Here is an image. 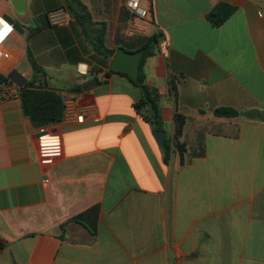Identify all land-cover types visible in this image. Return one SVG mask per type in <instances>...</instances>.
I'll list each match as a JSON object with an SVG mask.
<instances>
[{
  "label": "crops",
  "instance_id": "1",
  "mask_svg": "<svg viewBox=\"0 0 264 264\" xmlns=\"http://www.w3.org/2000/svg\"><path fill=\"white\" fill-rule=\"evenodd\" d=\"M78 1L114 52L162 34L142 70L170 143L182 119V153L163 162L139 90L109 72L113 55L94 52L66 0H26L23 14L0 0L23 31L1 44L0 264H264V0H138L144 17L130 0ZM218 4L234 10L214 27ZM29 82L64 99L63 120L43 128L56 153L38 151L22 114ZM93 206L94 235L71 221Z\"/></svg>",
  "mask_w": 264,
  "mask_h": 264
},
{
  "label": "trees",
  "instance_id": "2",
  "mask_svg": "<svg viewBox=\"0 0 264 264\" xmlns=\"http://www.w3.org/2000/svg\"><path fill=\"white\" fill-rule=\"evenodd\" d=\"M68 6L75 11V18L82 27L85 37L88 39L94 52L103 57L109 58L113 55L114 51L109 50L104 45L105 26L103 23H98L97 28L91 30L89 34V27L95 25L87 10L78 0H66ZM234 8L225 4H218L207 16L208 21L214 27L219 26L232 12ZM161 33H153L149 37L145 38L139 50L142 52L139 60L138 75L136 79H130L126 74L118 73L126 77L137 89L139 90V99L134 103V110L147 122L154 130H162V121L160 118L158 96L154 89L148 86L145 82V75L142 70V66L148 57H151L162 40ZM31 64L33 75L40 73L41 71L33 62L30 55L28 56ZM109 72L113 73L111 70ZM9 80L0 74V86L8 85ZM169 91L174 100L177 96L176 85L174 81L170 80ZM18 97L22 114L30 120L32 125L37 129H43L47 126L56 125L60 123L65 115L64 99L58 93L46 89L35 87L33 83H26L18 89ZM217 116L221 117H235L239 113L229 108H218L214 111ZM174 133L172 137V143L170 140L165 139V145L161 149L163 154V162L168 163L171 148H175L179 154L182 153V146L176 143V138L180 135L182 128V119L178 116H174ZM98 217V207L93 206L82 213L74 216L71 221L84 226L92 235L96 233ZM63 230V226H61ZM62 238V237H61ZM4 247L3 241L0 240V250Z\"/></svg>",
  "mask_w": 264,
  "mask_h": 264
},
{
  "label": "water",
  "instance_id": "3",
  "mask_svg": "<svg viewBox=\"0 0 264 264\" xmlns=\"http://www.w3.org/2000/svg\"><path fill=\"white\" fill-rule=\"evenodd\" d=\"M25 1L26 0H10L16 13L18 14H23L25 9ZM3 20H5L9 25H11L12 30L18 33L23 32L18 22L14 21L13 19H10L7 16H5ZM141 55L142 52L140 50L129 53L124 51L123 49H117L112 56L109 68L112 72L126 74L130 79L134 80L138 75L139 60L141 58ZM15 73V70L12 71V73L8 75V78L13 79V75ZM153 135L158 145L163 148L165 145L164 131L154 130Z\"/></svg>",
  "mask_w": 264,
  "mask_h": 264
},
{
  "label": "built area",
  "instance_id": "4",
  "mask_svg": "<svg viewBox=\"0 0 264 264\" xmlns=\"http://www.w3.org/2000/svg\"><path fill=\"white\" fill-rule=\"evenodd\" d=\"M138 0H130L127 3V7L132 12H136L139 16L144 17L145 11H142L137 8ZM12 31L11 25H9L5 20L0 19V61L3 58V54L1 51V44L7 35ZM81 116L77 117L78 120H81ZM36 143L38 147V151L41 154H52L56 153L60 150V139L56 135H51L47 133L45 130L40 129L36 135Z\"/></svg>",
  "mask_w": 264,
  "mask_h": 264
}]
</instances>
